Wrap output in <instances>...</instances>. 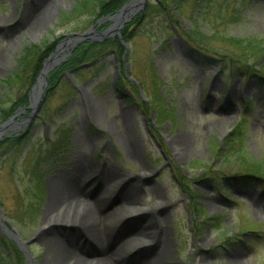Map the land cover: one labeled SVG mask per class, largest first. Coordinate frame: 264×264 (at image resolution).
Segmentation results:
<instances>
[{
  "label": "rangeland",
  "instance_id": "obj_1",
  "mask_svg": "<svg viewBox=\"0 0 264 264\" xmlns=\"http://www.w3.org/2000/svg\"><path fill=\"white\" fill-rule=\"evenodd\" d=\"M78 1L55 0L39 9L38 0H0V94L5 93L1 80L16 68L24 46L38 44L46 49L52 43V57L66 41L75 38L74 33L91 28L93 23L86 21V12L63 18V13L72 12ZM194 2L185 1L189 11ZM200 2L202 7H214L213 2ZM218 2L225 12L213 18L220 29L217 36L212 33L219 41H213L212 47L230 50V45H223L229 44L230 36H237V41L251 35L264 36V0H250L251 4L242 0ZM237 8L240 20L221 25L225 14L230 16ZM180 19L184 30L191 28L190 20ZM46 40L50 41L45 44ZM128 43L130 51L123 58L121 70L133 77L130 81L150 104L147 109L129 84L128 93L134 102L121 98L114 82L119 73L118 60L108 55L99 72L77 77L68 73V86H60L56 96L50 98L46 91L40 110L44 116L35 130L31 126L27 131L31 140L9 162H0V264H12L15 258L12 247L4 242V233L26 241L22 245L28 252L25 264H41L52 256L44 233L52 224L53 232L80 236V244H85V236L75 234L80 230L75 226L78 210L63 211L69 203L65 194V205L59 207L55 202L51 207L58 210L51 216L53 223L46 220L52 188L64 173L75 172L74 166L81 163H89L93 169L101 166L112 175L105 180L95 176L85 185L77 180V186L82 184L80 194L90 199L87 203L73 202H81L77 206L86 203L89 207L91 202L96 208H110L113 216L106 225L126 239L120 264H141L158 254L160 260L164 259L162 264H264V179L247 185L242 177H235L236 159L260 161L264 167V92L241 78H229L230 73L217 62L197 61V54L189 51L185 40L165 31L156 19L142 26ZM67 48L61 58L71 49ZM158 94L159 104V98L153 100ZM67 98L70 101L64 110L48 116ZM247 101L254 105L249 111L244 106ZM152 104L161 105L169 118L161 122ZM242 120L246 138L230 144L231 139L239 140ZM58 132L63 139L56 135ZM58 141L66 157L44 180L40 208L38 205L36 212L32 208L26 215L31 161ZM213 142L221 143V153ZM240 143L244 149L236 150ZM0 159H6L5 154ZM225 161L228 165L224 167ZM111 180L116 183L109 187L107 182ZM184 184L195 192L196 205L214 216L208 224L197 221L199 210L190 208L192 198L184 191ZM119 186L122 192L116 195L111 188ZM41 193L39 190V198ZM142 227H149L148 235L152 236L162 230L160 236L168 244L162 253L140 239Z\"/></svg>",
  "mask_w": 264,
  "mask_h": 264
},
{
  "label": "trees",
  "instance_id": "obj_2",
  "mask_svg": "<svg viewBox=\"0 0 264 264\" xmlns=\"http://www.w3.org/2000/svg\"><path fill=\"white\" fill-rule=\"evenodd\" d=\"M129 1L130 0H82L75 4L71 13H63V18L69 19L71 15H79L80 13L86 12L88 15L86 21L95 23L98 19H107L115 15L118 10ZM185 1L187 0H159L158 4L149 3L145 12L139 14L132 23L128 24L121 31V39L116 37L111 38L104 43H95L91 41L80 43L68 59L49 74L48 78L50 86H54L65 72L72 69L74 70L81 64L88 62L95 64L105 52L111 48L116 50L117 55H121L124 52L121 40L128 38L129 35L132 37L131 30H133V27L137 25L141 19L148 21L149 19L156 17L163 24V21L166 22L167 25L165 28L173 31V28L175 27L177 33L187 39L191 50H200L199 53L201 56H209L211 59L219 61L224 67L229 68L232 76L237 75L245 77L249 82L258 81L259 84L264 87V36L251 35L245 39H241L243 43L237 41L239 39L237 36H230L232 40L230 39L229 44H223L230 45L228 46L230 50L223 49L224 47L221 49L219 46L212 47L213 41L219 43V41H216L212 37V33L217 36L220 29L215 23L213 16L217 15L218 12H221V8H216V6H218L216 0H207L208 2H215L214 7L210 9L202 7L201 0H195L196 3L194 2L195 4H193V10L198 8L196 16L192 10H188ZM175 11L178 13L179 17L191 21L192 24L190 29L184 30L182 23L178 21L179 19L175 14ZM236 17L231 15L229 16V19L234 18L235 20H239ZM227 21L228 16L223 18L221 25L228 23ZM109 25L110 23L106 22L101 25L100 28L104 29ZM51 50L52 48L49 47L48 49H41L37 44L23 47L21 58L17 60L15 70L1 80L2 86L6 90V92L0 97V119L2 122L8 120L20 108H26L29 106V88L36 81L42 65L48 58ZM214 54L217 55L218 58H214ZM4 103L7 105L5 104L6 106H2ZM156 109L158 110L162 121H165L169 117L168 112L159 107H156ZM240 127H242V125H240ZM238 134L239 140L231 139L232 142H230V144H232L233 141L236 142V144L239 141H243L242 138L240 139V133ZM20 138L21 136H17L16 134L11 138H6L0 144V153H2L3 150L11 151L12 149L14 153H16L17 148H13L14 145L21 144L22 146L24 144L22 143L23 140ZM241 144L242 143H240V146H236L235 149L242 150L241 147L244 149V146ZM213 145H218L216 150L217 153L222 152L218 142H213ZM236 160L238 172L242 176L251 177L256 180L264 177V167L260 161L253 163L242 159ZM195 164H198V162L192 163L193 166H196ZM227 165V161L222 164L224 167ZM32 177L36 181H39V168L36 164L34 165ZM201 208L202 207L199 206L198 210L201 213L200 215L205 218L202 214ZM17 258L18 260L15 264H22L24 260L23 255L19 253Z\"/></svg>",
  "mask_w": 264,
  "mask_h": 264
},
{
  "label": "bare ground",
  "instance_id": "obj_3",
  "mask_svg": "<svg viewBox=\"0 0 264 264\" xmlns=\"http://www.w3.org/2000/svg\"><path fill=\"white\" fill-rule=\"evenodd\" d=\"M39 9L48 7L49 2L52 3L55 0H38ZM143 4V0L137 1ZM40 13V11H39ZM40 86V84H39ZM75 172L70 174L62 175L56 185L52 188L51 199L46 209L47 217L46 220L49 223H53L52 215L58 210L56 208H51L55 202H57L59 207L65 205L66 197L69 199L67 207L63 211L77 212L78 218L75 221V226L79 228V233L84 235L86 242L84 245L80 244L81 237L60 236L59 231H52L50 227L45 230L46 243H48V248L52 256L47 257L41 262V264H120L123 262L124 258V237L121 238L116 232L112 231V228L106 225V221L113 216L110 214V208H95L90 202L89 207L85 205L87 200L90 199L86 195L80 194L81 185L89 182L93 177H102L104 180L112 176L108 174V170L102 168L101 166H96L94 169L89 163H81L74 166ZM77 180H80L82 184L76 185ZM111 180L107 182V186L112 187L116 182ZM85 185V184H84ZM187 187L188 184H185ZM63 188L64 190H61ZM75 188V189H74ZM86 186H84L85 190ZM114 194H120L122 192V186L111 188ZM65 194V196H64ZM85 198V199H84ZM86 202L83 207L77 206L81 202ZM75 201V202H73ZM93 202V201H92ZM75 204V205H74ZM77 204V205H76ZM92 205V206H90ZM61 211V210H60ZM80 219V220H79ZM149 227H142L140 239L146 241L148 244L154 246L158 252L165 250L167 247L166 239L162 238L160 235L163 233L160 229L156 236L148 235L151 234ZM49 235V236H48ZM131 238V237H130ZM148 239V240H147ZM133 240V239H132ZM160 253V254H161ZM164 257V255H163ZM163 260H160L159 254L157 258H152L151 260L144 261L141 264H162Z\"/></svg>",
  "mask_w": 264,
  "mask_h": 264
},
{
  "label": "water",
  "instance_id": "obj_4",
  "mask_svg": "<svg viewBox=\"0 0 264 264\" xmlns=\"http://www.w3.org/2000/svg\"><path fill=\"white\" fill-rule=\"evenodd\" d=\"M137 1L140 0H132L128 4H126L123 9L117 14L112 21L114 22L113 26L109 28L106 32L101 33L99 36L102 38H105L107 34L111 35L113 33H119V30L121 27L127 22V18L134 15L140 8V3L138 5L136 4ZM145 4V0H143V5ZM91 31L84 33L82 35H78V37L74 40V43L79 42L80 40L84 38H90ZM58 57V55H56ZM48 72V69L45 67L44 70L41 72V77H43V83H46V73ZM38 108L34 109V113H37ZM33 117V116H32ZM9 124V123H8ZM8 124L2 126L0 128V139L3 134V130L8 126Z\"/></svg>",
  "mask_w": 264,
  "mask_h": 264
},
{
  "label": "flooded vegetation",
  "instance_id": "obj_5",
  "mask_svg": "<svg viewBox=\"0 0 264 264\" xmlns=\"http://www.w3.org/2000/svg\"><path fill=\"white\" fill-rule=\"evenodd\" d=\"M16 123L19 124L18 122H16ZM16 123H15V124H16Z\"/></svg>",
  "mask_w": 264,
  "mask_h": 264
}]
</instances>
